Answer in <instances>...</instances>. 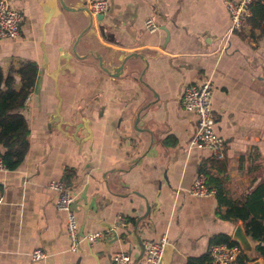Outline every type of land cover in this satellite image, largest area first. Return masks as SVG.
I'll return each mask as SVG.
<instances>
[{"label": "crops", "instance_id": "0c3cea01", "mask_svg": "<svg viewBox=\"0 0 264 264\" xmlns=\"http://www.w3.org/2000/svg\"><path fill=\"white\" fill-rule=\"evenodd\" d=\"M41 1L11 0L25 15L20 35L0 41L5 71L34 60L38 78L43 75L41 88L37 78L22 109L30 129L28 153L17 168L0 169V264H114L113 256L121 252L135 264H147L145 254L139 260L137 237L144 246L172 244V264H187L207 253L214 235L232 236L240 220L219 216L216 194L188 190L199 176L207 179L202 166L237 200L264 177V37L255 41L231 32L225 0H108L105 35L98 31L88 46L85 33L77 52L97 51L109 69L119 64L113 53L139 51L148 64L135 59L136 70L126 68L112 77L94 55L73 56L67 67L62 59L55 81L50 73L57 58L73 48L87 13L62 9L46 25L44 41ZM90 1L66 0L75 7L85 4L86 12ZM148 17L159 29H146ZM208 77L216 131L227 140L222 160L208 147L191 145L197 118L180 101L187 85ZM15 78L19 88L21 77ZM59 96L64 119L74 114L91 119L92 139H74L73 127L53 119ZM151 101L135 128L137 113ZM79 134L87 136L85 129ZM55 180L64 181L77 197L84 190L94 197L84 235H102L85 240L77 251L70 250L66 213L49 186ZM79 203L81 226L84 200ZM147 205L150 211L141 218ZM37 249L47 257L33 260Z\"/></svg>", "mask_w": 264, "mask_h": 264}, {"label": "built area", "instance_id": "2783aa9c", "mask_svg": "<svg viewBox=\"0 0 264 264\" xmlns=\"http://www.w3.org/2000/svg\"><path fill=\"white\" fill-rule=\"evenodd\" d=\"M255 0H225L230 16V31L238 32L246 29L248 17L252 14V4ZM108 0H91L88 4V12L92 15L105 12L108 9ZM24 12L16 7L11 0H0V40L5 38H17L20 35L21 25L24 20ZM148 31L159 29L158 22L153 17L145 20ZM213 81L210 77L202 81L194 82L185 88L180 101L187 111L196 114V129L191 138V145L208 147L215 159L222 160L227 155V140L216 131V117L213 110ZM7 167L0 158V169ZM50 188L58 193L57 207L66 213V231L70 241V250L77 251L85 240L96 241L101 237L100 231L80 234V222L76 211L72 209V202L76 195L62 180L50 183ZM192 195L204 196L216 194V189L209 186L205 175L199 176L189 188ZM162 242H149L145 246V263L159 264L165 245ZM242 252L239 245L228 243L210 244L208 248L209 259L204 264H235ZM33 260H43L47 254L40 249L31 254ZM114 264H135L129 253L121 252L113 256ZM137 264V263H136Z\"/></svg>", "mask_w": 264, "mask_h": 264}, {"label": "trees", "instance_id": "16d2710c", "mask_svg": "<svg viewBox=\"0 0 264 264\" xmlns=\"http://www.w3.org/2000/svg\"><path fill=\"white\" fill-rule=\"evenodd\" d=\"M247 24L249 33H245V29L238 33L243 38L248 35L251 39L260 41L264 37V0L253 2L252 14L248 17ZM15 74L21 77L19 88H16ZM37 78L38 63L34 60H26L18 68H10L8 71L0 65V158L8 169L17 168L29 150L30 129L22 109L36 86ZM210 161L212 164L213 159ZM202 170L207 175V184L216 189L219 216L228 220H242L246 233L253 242L254 254L264 259V177L243 199L237 200L228 195L219 179L208 169L202 166ZM223 206L226 207L224 210ZM219 243L239 245L228 234L211 237L210 244ZM208 259V253H205L189 258L187 264H204ZM250 263L249 255L242 250L235 264Z\"/></svg>", "mask_w": 264, "mask_h": 264}, {"label": "water", "instance_id": "95a60500", "mask_svg": "<svg viewBox=\"0 0 264 264\" xmlns=\"http://www.w3.org/2000/svg\"><path fill=\"white\" fill-rule=\"evenodd\" d=\"M41 5L44 9V19L42 22V31H43V40L45 41L46 38V25L51 22L53 17H57L62 13V9H66V10H70V11H82L86 14V17L84 19H81V22H85L86 25L83 27L81 33L78 36V39L75 41L73 48L71 50H65V52L61 53L58 58H57V67L51 71V76H53L54 80H57V74H59L60 70H61V61L62 59L65 60V63L63 64L65 67H67L68 65L70 66L71 64V60L73 58V56L81 59L84 57H87L88 55H94L95 57H97L98 61H99V65L100 67L109 75H111L112 77H118L119 75H121V73L126 69V68H133V71L136 70L137 64L135 62H131L134 61L135 59H141L143 61L146 62V64H148V60L146 58L145 55L141 54L139 51H134L125 55H118L117 53H113L112 57L113 59H117V61H119V64L114 66L112 69H109L108 67L105 66V62L103 60L102 55H100V53H98L97 51H93L91 50L90 52H87L85 55L81 56L79 55V53L77 52L76 49V44L79 41V38H81V36H83L85 33H87V45H93V39H95L94 37H96L98 31L99 33H101V35H105V18H106V14L104 12L97 14L96 16H92L90 14H88L89 12L87 11V7L86 5H82L79 7H75V6H71L68 5L66 0H43L41 1ZM114 37V34L112 33V35ZM123 54V53H122ZM46 71L47 73L49 72V67L46 66ZM43 82V75H40L38 78V90L41 88ZM57 84V82H56ZM152 104H154L153 101L149 102L144 108H142L136 116V120H135V128L137 127V123L140 119V114L144 109L149 108L150 106H152ZM61 106V97L59 96V103H58V107L56 109V113H53V119H56V117L59 118L60 122L59 124L63 123L64 125H68L70 127H73V133H72V137L74 138V136L76 137V140L81 141L83 138L85 139H92V129H91V119L88 116H81L80 120H78L77 115L74 114V116L72 118H67L64 119L63 116L60 114L59 109ZM51 119L50 121L52 122ZM62 128V127H60ZM86 130L87 132V136L86 137H82L79 132L80 130ZM68 134V133H67ZM75 139V138H74ZM84 200V204L82 205L83 208V212H84V217H83V221L82 224L80 226V234L82 236H84V227H85V222L87 220V216H88V210L93 207V200L94 197L87 196V192L86 190L83 191V193H81V195H79L78 197L76 196V198L74 199V201L72 202V209L73 210H78V207L80 206V201ZM147 213L141 217L144 218L148 215L149 211H150V207L149 205H147ZM140 221V220H139ZM139 221H137V224L139 223ZM232 239L234 241H236L239 246L242 248L243 252H245L246 254L249 255L250 260H251V264H264L263 259L261 258H257L256 256H254V245L252 240L249 238V236L246 233V229L244 227L243 221L240 220L234 231L232 234ZM137 240L139 242V244L142 247V254L140 256L141 260L145 254V246L143 244V241L141 238L137 237ZM174 246L168 242L165 243L164 245V249H163V255L162 258L159 262V264H172L173 262V253H174Z\"/></svg>", "mask_w": 264, "mask_h": 264}, {"label": "rangeland", "instance_id": "374dc122", "mask_svg": "<svg viewBox=\"0 0 264 264\" xmlns=\"http://www.w3.org/2000/svg\"><path fill=\"white\" fill-rule=\"evenodd\" d=\"M245 33H247V30L245 29ZM8 39H10V38H8ZM1 41V40H0Z\"/></svg>", "mask_w": 264, "mask_h": 264}]
</instances>
